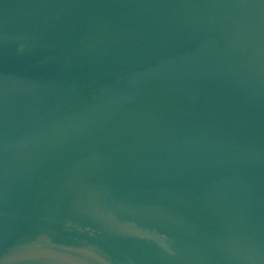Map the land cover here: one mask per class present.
<instances>
[{
  "label": "water",
  "instance_id": "obj_1",
  "mask_svg": "<svg viewBox=\"0 0 264 264\" xmlns=\"http://www.w3.org/2000/svg\"><path fill=\"white\" fill-rule=\"evenodd\" d=\"M0 264H264V0H0Z\"/></svg>",
  "mask_w": 264,
  "mask_h": 264
}]
</instances>
